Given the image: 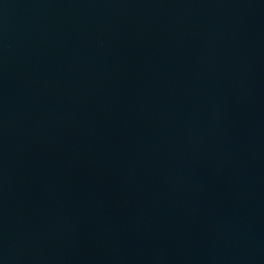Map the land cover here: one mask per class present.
<instances>
[{"label":"water","instance_id":"95a60500","mask_svg":"<svg viewBox=\"0 0 264 264\" xmlns=\"http://www.w3.org/2000/svg\"><path fill=\"white\" fill-rule=\"evenodd\" d=\"M0 264H264V0H0Z\"/></svg>","mask_w":264,"mask_h":264}]
</instances>
